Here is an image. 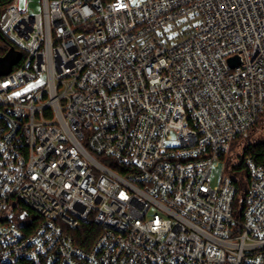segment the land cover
<instances>
[{
	"label": "built area",
	"instance_id": "2783aa9c",
	"mask_svg": "<svg viewBox=\"0 0 264 264\" xmlns=\"http://www.w3.org/2000/svg\"><path fill=\"white\" fill-rule=\"evenodd\" d=\"M40 3L1 23L22 58L0 76V264H264V166L245 157L239 206L226 169L264 110V0Z\"/></svg>",
	"mask_w": 264,
	"mask_h": 264
},
{
	"label": "trees",
	"instance_id": "16d2710c",
	"mask_svg": "<svg viewBox=\"0 0 264 264\" xmlns=\"http://www.w3.org/2000/svg\"><path fill=\"white\" fill-rule=\"evenodd\" d=\"M12 1L0 0V56L5 55L12 46V42L4 35L1 25L3 15ZM259 128L262 129L261 134L256 136L258 137L256 140L251 141L250 138L254 136L256 130ZM237 142L241 146L240 149H234ZM246 156L252 157L258 164L264 166V110L249 133L239 141L232 143L230 154L226 157V169L232 175L233 181L238 187L236 196L237 206L242 203L244 193L246 192V185L249 181V172L244 161Z\"/></svg>",
	"mask_w": 264,
	"mask_h": 264
},
{
	"label": "rangeland",
	"instance_id": "374dc122",
	"mask_svg": "<svg viewBox=\"0 0 264 264\" xmlns=\"http://www.w3.org/2000/svg\"><path fill=\"white\" fill-rule=\"evenodd\" d=\"M41 0H17V3L20 6V9H28L31 13H37L41 11ZM29 4L27 5V3ZM3 19V18H2ZM262 129L256 130V133L254 134L253 137L250 138L251 141L256 140L258 137H256L258 134H261ZM238 142L236 143L234 149H240L241 146H237ZM223 168H224V163L223 161H220L216 163L214 166H212V173H211V180L213 182V185L218 184L221 180L222 174H223Z\"/></svg>",
	"mask_w": 264,
	"mask_h": 264
},
{
	"label": "water",
	"instance_id": "95a60500",
	"mask_svg": "<svg viewBox=\"0 0 264 264\" xmlns=\"http://www.w3.org/2000/svg\"><path fill=\"white\" fill-rule=\"evenodd\" d=\"M22 58V53L15 49L14 46H11L10 49L5 53V55L0 56V76L7 75L11 73L13 67L19 62ZM229 62L232 66H236L238 63L237 57H231Z\"/></svg>",
	"mask_w": 264,
	"mask_h": 264
}]
</instances>
